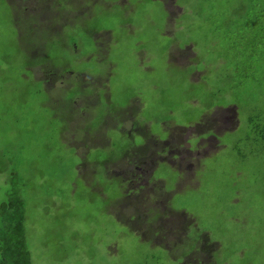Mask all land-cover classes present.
<instances>
[{"label": "rangeland", "instance_id": "374dc122", "mask_svg": "<svg viewBox=\"0 0 264 264\" xmlns=\"http://www.w3.org/2000/svg\"><path fill=\"white\" fill-rule=\"evenodd\" d=\"M255 1L0 0V203L31 264H264Z\"/></svg>", "mask_w": 264, "mask_h": 264}, {"label": "trees", "instance_id": "16d2710c", "mask_svg": "<svg viewBox=\"0 0 264 264\" xmlns=\"http://www.w3.org/2000/svg\"><path fill=\"white\" fill-rule=\"evenodd\" d=\"M259 2L256 0V5ZM247 15V18L264 17V7L253 8ZM249 122L253 125L251 120ZM251 131L264 140V126L260 122L254 124ZM25 213V202L17 190L9 192L6 200L0 203V264H31L26 244Z\"/></svg>", "mask_w": 264, "mask_h": 264}, {"label": "flooded vegetation", "instance_id": "af4514ba", "mask_svg": "<svg viewBox=\"0 0 264 264\" xmlns=\"http://www.w3.org/2000/svg\"><path fill=\"white\" fill-rule=\"evenodd\" d=\"M50 67V66H49ZM50 68H52V69H50L47 73V77H49L48 78V80H45V78H43L42 79V82L46 85L47 83H50L51 85L52 84H56V83H59L61 86H60V88H62L63 89V87L62 86H66L65 85V82H64V80L67 78V76H69L71 73L70 72H68V71H65L62 75H60V77H57L56 75H57V72H58V70L57 69H55V68H53L52 66L50 67ZM64 74H66L65 76H66V78H65V76H64ZM83 75H82V73H80V74H78V77L80 78V77H82ZM49 81V82H48ZM75 102V100L74 99H72L71 100V105H73V103ZM65 109V108H64ZM67 111V112H66ZM71 109L69 108V110H66L65 109V113L67 114H71ZM64 119V118H63ZM165 160V159H164ZM163 160V161H164ZM145 163V165H142V166H137V165H135L134 164V168L133 169H131V167L132 166H130L129 165V172L130 171H132L133 170V174H129L128 175V177H127V185H126V187H132L131 189H133V188H135V190L136 191H139V187H144V185L146 184V182L144 181L145 180V177H146V175L148 174V172H149V168H150V166H151V163H152V161H148V162H143V164ZM149 163V164H148ZM143 166H145L146 168H148V170L146 169L145 170V168H143ZM134 170L136 171V172H138V171H140L141 172V174L140 175H137L136 176V174H134L135 172H134ZM145 171H147V173L145 174L144 172ZM139 173V172H138ZM145 174V175H144ZM144 175V177L142 178V176ZM133 202V201H132Z\"/></svg>", "mask_w": 264, "mask_h": 264}]
</instances>
